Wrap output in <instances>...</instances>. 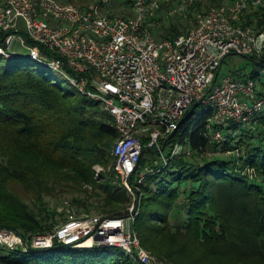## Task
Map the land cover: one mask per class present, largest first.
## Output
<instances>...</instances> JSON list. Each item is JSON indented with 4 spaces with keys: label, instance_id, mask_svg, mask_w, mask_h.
<instances>
[{
    "label": "trees",
    "instance_id": "trees-1",
    "mask_svg": "<svg viewBox=\"0 0 264 264\" xmlns=\"http://www.w3.org/2000/svg\"><path fill=\"white\" fill-rule=\"evenodd\" d=\"M179 1L161 3L157 40L187 35L195 14L232 0H209L204 8L195 0L187 17L168 16ZM238 22L264 33V8L250 9ZM20 57L0 55V229L21 233L28 243L52 232L69 215L51 201L63 202L60 196L67 194L78 215L126 218L135 205L132 231L142 247L167 264H264V112L252 123L212 126L221 141L210 139V112L185 114L160 150L182 145L189 154L171 158L172 149L165 154L145 148L129 179L131 193L114 170L118 134L112 116L75 89L67 92L44 74L17 65ZM249 59L264 68V52ZM258 94L264 96V83ZM154 153L163 154L168 164L160 158L146 168V154ZM96 166L102 169L99 179ZM0 264L140 263L120 248L54 242L45 249L0 246Z\"/></svg>",
    "mask_w": 264,
    "mask_h": 264
},
{
    "label": "built area",
    "instance_id": "built-area-1",
    "mask_svg": "<svg viewBox=\"0 0 264 264\" xmlns=\"http://www.w3.org/2000/svg\"><path fill=\"white\" fill-rule=\"evenodd\" d=\"M112 1L119 0L85 6L66 0H0V55L12 58L26 51L31 61L65 76L77 93L112 116L118 134L112 146L114 170L131 192L129 179L144 149L162 151V139L176 131L194 105L204 104L210 112L209 128L252 123L264 112V96L258 94L254 78H217L227 56L263 54L264 33L238 21L250 9L264 8V0H232L197 13L188 34L172 40L155 37L162 26L161 3L171 0H132L126 16L103 14L101 4ZM193 4L180 0L167 15L185 18ZM218 128L211 129V140H223ZM144 136L149 137L146 145ZM184 151L175 145L171 158ZM162 161L168 164L167 158ZM55 208L69 215L70 202ZM136 214L132 205L126 218L69 215L52 232L32 236L29 243L19 232L0 229V246L27 250L50 248L54 242L81 247L90 241L91 247L120 248L140 264H166L142 247L132 231Z\"/></svg>",
    "mask_w": 264,
    "mask_h": 264
},
{
    "label": "rangeland",
    "instance_id": "rangeland-1",
    "mask_svg": "<svg viewBox=\"0 0 264 264\" xmlns=\"http://www.w3.org/2000/svg\"><path fill=\"white\" fill-rule=\"evenodd\" d=\"M84 1H86L87 3L93 2V3H99V4L101 2V0H84ZM131 1L132 0H119V1H112L105 5L101 4L102 13L108 16H122V13L126 14L130 12L131 10L130 2ZM199 1L202 4V8L210 4L209 0H199ZM202 10L204 11L205 9H202ZM27 55L28 53L24 51L21 54V56L23 57H20L19 59L15 60V63L19 66L30 67L33 70H35L37 73L44 74L46 77L51 78L53 81L59 83L60 86L67 92H75L73 86L71 85V83L65 76L61 75L54 69L49 68L39 62L31 61ZM241 73L245 74L247 77L254 76L257 89H259L261 84L264 83V68H262L261 66L257 64H254L251 60L246 59L245 57L239 56V55H229L224 59L222 63V68L220 70L219 78L227 74L232 75V76H235V75L237 76V74H241ZM189 111L190 109L186 111V115L189 113ZM204 112H205L204 104H198L194 108V113L197 115H200L201 113L203 114ZM171 149H172L171 146H167L164 151L161 148L162 151H160V153L164 152L165 154H167L168 152H170ZM145 158L147 160L146 168H149L148 165L149 163H151L150 162L151 160L152 162L154 160H160V158L161 160H163L164 157H163V154L160 155L159 157L157 153H154L152 154V156L150 154H146ZM155 164L158 165L160 164V162H155L154 165ZM95 171L97 173L95 177L99 179V172H101L102 169L99 166H96ZM15 189L17 190V192H19V194H21L22 196L24 195V192L20 186L15 187ZM60 198L63 201H69L71 199V197L67 194L60 196ZM60 202L61 201L59 200L58 202L52 200L51 206L59 205ZM74 210L70 208L69 210H67V212H69V215L78 216L79 213ZM81 247H91V246L84 244ZM1 252H5V250L1 249Z\"/></svg>",
    "mask_w": 264,
    "mask_h": 264
},
{
    "label": "water",
    "instance_id": "water-1",
    "mask_svg": "<svg viewBox=\"0 0 264 264\" xmlns=\"http://www.w3.org/2000/svg\"><path fill=\"white\" fill-rule=\"evenodd\" d=\"M246 59H249V57H245ZM250 60V59H249ZM214 84L211 85V87L208 89V92H210L213 88ZM196 105H194V107L189 111V113L187 114L186 118H190L193 115V109L195 108ZM96 241H100L99 239H95ZM103 246V245H102Z\"/></svg>",
    "mask_w": 264,
    "mask_h": 264
},
{
    "label": "bare ground",
    "instance_id": "bare-ground-1",
    "mask_svg": "<svg viewBox=\"0 0 264 264\" xmlns=\"http://www.w3.org/2000/svg\"><path fill=\"white\" fill-rule=\"evenodd\" d=\"M85 244H86V245H90V244H91V242H90V241H88V242H86Z\"/></svg>",
    "mask_w": 264,
    "mask_h": 264
}]
</instances>
